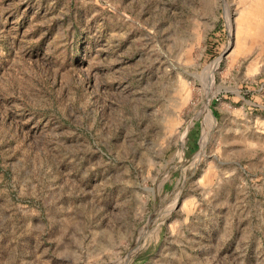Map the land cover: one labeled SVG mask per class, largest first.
<instances>
[{
  "label": "rangeland",
  "instance_id": "obj_1",
  "mask_svg": "<svg viewBox=\"0 0 264 264\" xmlns=\"http://www.w3.org/2000/svg\"><path fill=\"white\" fill-rule=\"evenodd\" d=\"M0 264H264V0H0Z\"/></svg>",
  "mask_w": 264,
  "mask_h": 264
},
{
  "label": "bare ground",
  "instance_id": "obj_2",
  "mask_svg": "<svg viewBox=\"0 0 264 264\" xmlns=\"http://www.w3.org/2000/svg\"><path fill=\"white\" fill-rule=\"evenodd\" d=\"M205 70H207V69H205ZM211 71V70H210ZM211 73V72H210ZM209 76V75H208ZM207 77V76H206ZM210 79V78H209ZM204 112H205V117H206V122H207V127L205 128V130H206V134H207V136L209 135V133H210V130H211V127H212V125H213V122H212V120H211V118H210V116H209V114L207 113V109H206V106L204 107ZM206 136V137H207ZM195 159V158H194Z\"/></svg>",
  "mask_w": 264,
  "mask_h": 264
}]
</instances>
